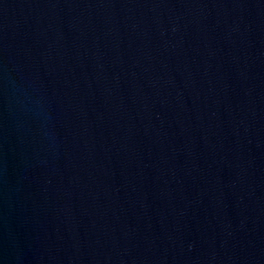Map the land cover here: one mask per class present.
Instances as JSON below:
<instances>
[{"label": "water", "instance_id": "obj_1", "mask_svg": "<svg viewBox=\"0 0 264 264\" xmlns=\"http://www.w3.org/2000/svg\"><path fill=\"white\" fill-rule=\"evenodd\" d=\"M0 264H264V0H0Z\"/></svg>", "mask_w": 264, "mask_h": 264}]
</instances>
